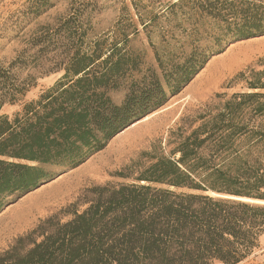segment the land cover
Listing matches in <instances>:
<instances>
[{
    "label": "trees",
    "instance_id": "1",
    "mask_svg": "<svg viewBox=\"0 0 264 264\" xmlns=\"http://www.w3.org/2000/svg\"><path fill=\"white\" fill-rule=\"evenodd\" d=\"M225 1L201 5L211 15L222 7L231 12L233 21L215 45L194 49L169 69L158 57L164 85L152 76L133 87L121 106L108 97L122 69L120 60L113 62L115 51L103 60L99 52L75 58L52 88L13 115L2 113L3 107L22 101L33 85L9 84L10 68H0V212L13 196L51 181L56 174L47 167H79L162 108L228 43L264 35V0ZM241 98L226 102L213 119L201 117L204 122L188 136L182 128L173 133L171 156L139 179L148 185L124 187L68 223L35 231L44 237L40 243L21 239L0 264H250L264 236V165L214 163L243 135L226 133L225 122L248 108L264 113L263 95ZM260 135L255 146L264 148Z\"/></svg>",
    "mask_w": 264,
    "mask_h": 264
},
{
    "label": "rangeland",
    "instance_id": "2",
    "mask_svg": "<svg viewBox=\"0 0 264 264\" xmlns=\"http://www.w3.org/2000/svg\"><path fill=\"white\" fill-rule=\"evenodd\" d=\"M209 2L214 0H0V68H10L9 84L33 85L22 101L4 106L2 113L20 111L24 103L52 88L75 58L96 52L103 60L115 51L113 62L120 60L122 69L108 92L118 106L133 87L152 76L164 85L158 57L169 69L194 49L213 47L233 21L230 10L221 6L213 15L204 12L201 5ZM262 85L264 35L228 43L150 119L114 137L75 169L47 167L56 174L51 181L40 190L10 198L0 212V256L21 239L40 243L44 237L32 235L35 231L72 221L75 213L82 214L98 199H108L124 187L148 185L139 179L149 175L160 158L171 156L176 145L169 142L177 138L173 133L182 128L188 136L204 122L201 117L209 120L225 112L226 102L264 96ZM225 125L226 133L243 135L229 152L214 159L215 165H264V148L255 146L264 134V113L248 108ZM12 219L17 224L7 226ZM250 264H264V236Z\"/></svg>",
    "mask_w": 264,
    "mask_h": 264
},
{
    "label": "bare ground",
    "instance_id": "3",
    "mask_svg": "<svg viewBox=\"0 0 264 264\" xmlns=\"http://www.w3.org/2000/svg\"><path fill=\"white\" fill-rule=\"evenodd\" d=\"M155 114H157V112L152 113L151 115L146 116L144 119H142V120H140V121L134 123V124L131 125L129 128H127L126 130H124L123 132H121L119 135L124 134V133H126L128 130L135 128L137 125H139L140 123H142V122H144V121H147L148 119H150V117L154 116ZM39 190H40V189H39ZM8 213H9V212H8ZM14 221H15V220H14ZM16 221H17V220H16ZM17 222H18V221H17ZM17 222H13V219H12V220H10V221L7 223V226L15 225V224H17ZM5 226H6V225H3V228H2V229H4Z\"/></svg>",
    "mask_w": 264,
    "mask_h": 264
}]
</instances>
